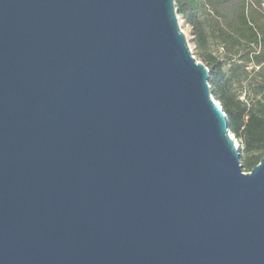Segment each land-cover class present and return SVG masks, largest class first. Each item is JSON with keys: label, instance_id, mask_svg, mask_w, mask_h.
<instances>
[{"label": "water", "instance_id": "obj_1", "mask_svg": "<svg viewBox=\"0 0 264 264\" xmlns=\"http://www.w3.org/2000/svg\"><path fill=\"white\" fill-rule=\"evenodd\" d=\"M177 0H0V264H264Z\"/></svg>", "mask_w": 264, "mask_h": 264}, {"label": "trees", "instance_id": "obj_2", "mask_svg": "<svg viewBox=\"0 0 264 264\" xmlns=\"http://www.w3.org/2000/svg\"><path fill=\"white\" fill-rule=\"evenodd\" d=\"M178 16L192 28L194 45L210 71L209 85L241 147V164L249 172L264 158V103L248 104L232 94V77L248 80L264 71V0H177ZM212 39L221 46L228 68L212 54ZM253 65L249 70V65ZM256 92L264 85L257 84Z\"/></svg>", "mask_w": 264, "mask_h": 264}, {"label": "rangeland", "instance_id": "obj_3", "mask_svg": "<svg viewBox=\"0 0 264 264\" xmlns=\"http://www.w3.org/2000/svg\"><path fill=\"white\" fill-rule=\"evenodd\" d=\"M179 23L184 34L187 37V40L190 45V50L193 56L196 58L198 62L203 63L196 49V46L193 43L194 37H193L192 28L189 27L181 17H179ZM208 53L216 57L220 61V63L225 67V70H227L228 62L224 58L222 48L216 40L212 39V41L210 42L208 46ZM252 67L253 65L250 64L249 70H251ZM232 79H233L232 84L230 86L231 87L230 91L232 92V94H237L243 101H245L248 104H253L256 103L257 101H261L262 103H264V89L263 92H256L250 85V83H252L254 87L259 83H262L264 85V71L260 76L251 75L250 78L245 81L238 76H233ZM243 172L249 173V171L244 168H243Z\"/></svg>", "mask_w": 264, "mask_h": 264}, {"label": "built area", "instance_id": "obj_4", "mask_svg": "<svg viewBox=\"0 0 264 264\" xmlns=\"http://www.w3.org/2000/svg\"><path fill=\"white\" fill-rule=\"evenodd\" d=\"M219 104V103H218ZM233 136V135H232ZM234 143H235V147L236 148H239L240 147V145L238 144V142H237V140L236 139H234ZM239 146V147H238ZM240 154L242 155V153L240 152Z\"/></svg>", "mask_w": 264, "mask_h": 264}, {"label": "bare ground", "instance_id": "obj_5", "mask_svg": "<svg viewBox=\"0 0 264 264\" xmlns=\"http://www.w3.org/2000/svg\"><path fill=\"white\" fill-rule=\"evenodd\" d=\"M239 147V146H238Z\"/></svg>", "mask_w": 264, "mask_h": 264}]
</instances>
